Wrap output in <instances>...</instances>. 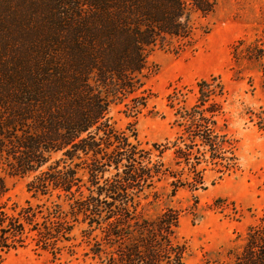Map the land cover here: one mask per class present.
I'll return each instance as SVG.
<instances>
[{"label": "trees", "instance_id": "trees-1", "mask_svg": "<svg viewBox=\"0 0 264 264\" xmlns=\"http://www.w3.org/2000/svg\"><path fill=\"white\" fill-rule=\"evenodd\" d=\"M214 2L191 0L204 12ZM188 27L186 0H0V196L8 189L1 171L29 177L28 190L56 195L53 204L71 207L115 244L106 264H184V245L171 236L177 211L136 218L135 201L166 175L162 154L168 148L153 144L155 160L134 128L114 126L110 106L129 99L138 110L143 102L135 94L148 48ZM258 51L264 55V43ZM209 84L200 83L202 101ZM187 117L190 124L173 148L176 160L206 156L210 148L218 155L222 147L213 131L207 128L211 135L205 136L198 124L203 112L193 109ZM197 159L189 181L194 186L202 184L205 169ZM67 217L61 212L47 220L41 233L53 235L57 224L58 234L69 239ZM15 232L2 231L0 251ZM232 264H264V213Z\"/></svg>", "mask_w": 264, "mask_h": 264}, {"label": "rangeland", "instance_id": "rangeland-1", "mask_svg": "<svg viewBox=\"0 0 264 264\" xmlns=\"http://www.w3.org/2000/svg\"><path fill=\"white\" fill-rule=\"evenodd\" d=\"M186 3L188 31L148 48L143 85L135 94L143 104L133 112L129 99L114 101L110 116L117 129L134 128L155 160L160 158L153 144L168 148L162 154L166 175L135 201L136 218L156 220L173 209L179 218L171 236L184 245V264H232L249 227L264 213V55L258 51L264 43V0H215L207 12ZM203 80L210 83L204 101ZM193 109L206 116L198 123L204 135H211L210 128L222 148L218 155L210 148L206 156L194 153L179 163L173 148ZM197 158L205 169L202 184L194 186L189 181ZM1 175L8 189L0 196V235L16 232L10 247L0 251V264H106L115 244L80 213L53 204L60 200L56 195L28 190L29 177ZM81 190L87 192V185ZM61 212L69 217V239L58 234L57 224L53 235L42 234L47 220Z\"/></svg>", "mask_w": 264, "mask_h": 264}]
</instances>
